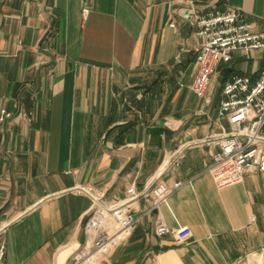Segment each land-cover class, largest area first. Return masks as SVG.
<instances>
[{"label": "crops", "instance_id": "0c3cea01", "mask_svg": "<svg viewBox=\"0 0 264 264\" xmlns=\"http://www.w3.org/2000/svg\"><path fill=\"white\" fill-rule=\"evenodd\" d=\"M230 7L264 29V0H0V111L28 114L0 120L6 264H71L93 195L177 181L158 208L134 199L132 233L97 264H264V172L218 189L207 170L222 87L255 81L263 53L233 52L203 97L190 88L199 38L181 13ZM159 216L191 236L156 235Z\"/></svg>", "mask_w": 264, "mask_h": 264}, {"label": "built area", "instance_id": "2783aa9c", "mask_svg": "<svg viewBox=\"0 0 264 264\" xmlns=\"http://www.w3.org/2000/svg\"><path fill=\"white\" fill-rule=\"evenodd\" d=\"M181 14L194 27V34L199 38L194 48L196 70L190 84L197 96H204L217 67L230 62L233 52L263 53L264 57V29L255 30L237 8ZM222 92L217 119H224L227 127L221 126L218 134L212 133L207 138L208 142L218 146L207 168L218 189L236 185L251 172H264V61L255 81L249 76L233 75L223 85ZM4 118L12 117L2 109L0 120ZM181 185L180 181L172 185L154 182L148 190L142 191L133 185L118 201L93 196L92 216L84 228L86 242L73 256L72 264H95L102 253L132 233L138 219L131 212L134 199L139 196L150 198L152 208H158ZM154 227L158 236L171 233L176 244L191 236L188 226L171 230L160 216ZM5 248L4 243H0V264H6Z\"/></svg>", "mask_w": 264, "mask_h": 264}, {"label": "rangeland", "instance_id": "374dc122", "mask_svg": "<svg viewBox=\"0 0 264 264\" xmlns=\"http://www.w3.org/2000/svg\"><path fill=\"white\" fill-rule=\"evenodd\" d=\"M83 10H82V13L83 14H86L87 12H88V9H86L85 7H83L82 8ZM251 53V52H250ZM250 53H248V54H243V53H241V55L243 56V57H245V58H248L249 57V54ZM232 59V58H231ZM257 59L258 60H261L262 59V61H261V63L263 64V61H264V57H263V55H261V56H258L257 57ZM231 61V60H230ZM261 64V65H262ZM261 68V67H260ZM259 68V69H260ZM215 83H218V80L216 79L215 81H214ZM11 114V113H10ZM19 115H24L25 117H26V119L28 120V114H27V112L24 110V108L21 106L18 110H17V113H16V115L14 116V114H11V117H15V118H18L19 117ZM94 196V195H93ZM92 196V197H93ZM129 237V236H128ZM127 237V238H128ZM126 239V238H125ZM124 240V239H123ZM123 240H121V241H123ZM120 241V242H121ZM120 242L119 243H117V244H115V245H113V246H111L105 253H102L98 258L99 259H97V261L95 262V264H97L98 263V261L100 260V257L101 256H103V255H105L109 250H111L112 248H114L115 246H117V245H119L120 244ZM73 263V262H72ZM71 263V264H72Z\"/></svg>", "mask_w": 264, "mask_h": 264}]
</instances>
